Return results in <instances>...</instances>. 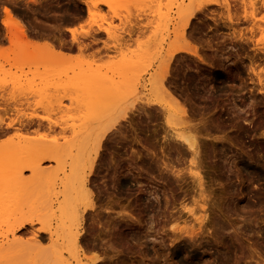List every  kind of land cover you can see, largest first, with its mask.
<instances>
[{
  "label": "rangeland",
  "instance_id": "obj_1",
  "mask_svg": "<svg viewBox=\"0 0 264 264\" xmlns=\"http://www.w3.org/2000/svg\"><path fill=\"white\" fill-rule=\"evenodd\" d=\"M34 1L35 3H32L30 0H0V36L1 38L3 37V40L1 39L0 42V49H13L19 47L17 43L11 44L8 42L6 29L1 24L3 19V6H7L11 7L13 12L16 13V18L18 17L17 19L21 21V24L23 23L22 25H26L25 27L26 29L28 28L27 30H31L27 33L29 39L32 38L33 40L36 34L37 37H34V39L38 38L37 41L39 43L42 42L39 41L40 39H43V41L50 40L53 44L56 42L55 45H57L55 49L58 50L61 46L59 50L65 53L62 57H54L53 59H49L46 53L29 55L31 58L28 59L29 57H27V54L32 53L31 46H28L27 54L26 51H24V54L20 55L21 58L19 62L21 70L17 71L11 68V72H15L24 85H22L20 92H18L19 94L16 93L17 95L14 101L7 100L10 96L8 93L11 90V86L4 91H0V106H3L7 113V119L0 115V120L11 123V128H8L5 135L0 136V140H7V138H11L13 135L20 133L19 130L16 129L18 123L24 124L29 131L39 124L41 126L47 125L46 121L40 119L26 120L25 115L28 114L39 115V117L48 115L53 121H61L66 118L67 120H65L66 124L60 122L59 124L61 125L58 124V126L55 127L56 131H50L49 134L41 130L37 132V134L30 131L32 133H28L29 136L25 139L26 142L24 140L18 142L17 139H12L5 144L3 148L2 146L0 147V159L5 156L3 161L4 163L6 162L4 167L0 164V167L4 168H0V178H2V180L0 179V259H3V262L1 261L2 259L0 260V264H40L42 251L46 248H50V242L46 236L44 240L43 236L41 241L38 238V234L35 233L36 237L31 231L33 229V231H36V229L46 224L55 225V222H57V218L55 217L59 214L56 210L58 207H62L63 204L67 203V205L70 206V204L73 203V206L76 205V209H81L84 206L85 200H82L83 198L78 186L73 185L72 187H65L61 185L60 179H62L64 174L62 169L64 167L68 169V164H70V159L68 158H88L84 153L79 154L81 156H77V153L74 152L75 148L72 149L71 147L76 145L77 152V147L80 146L77 145V143L79 144L78 139H80V144L84 140L83 142L91 145V139L94 140L92 141V143H94L96 141L94 136L99 132L96 128L104 125V122L107 124L108 122L106 121L108 119H113L110 120L109 123L116 120L115 122L118 124H116V128H119V131L126 136L114 135L115 137H113V135H109L111 138L105 140L108 142H104L105 144H102L103 147L99 149L100 151L98 150V154H100H97L99 157H96L102 159L98 161V165L94 171L95 173L89 175L90 177H88L87 183L89 182L90 184L88 183L89 185H87V187H89V189H87L95 196V199L93 198V202L96 205L95 209H98V212H100L97 213V210L94 209L87 212L82 222L83 237L81 243H79V247L81 246L82 248L76 249V247H72L68 242L65 241L62 243L60 241L59 264H91L93 263L92 258L97 256L101 259L98 264H218L219 262L214 257L216 255L221 259L225 257V260L221 264H264V89L262 86V84L264 85V21L262 22V20H264L262 19L264 18V5H262V3L264 4V0H243L242 5L240 2L241 0H227L228 2L226 0H221V4L219 2L220 0H215L217 3L219 2L218 4H220V6H207V8H203H206L205 11L200 10L198 12L196 11L197 14L194 13L195 15H193L188 24L190 32L186 29V34L187 32L190 34L189 42L192 46L199 47V50L202 46L198 55H200L201 59H204L205 63H200L199 60L197 61V57L183 52L174 55L168 62L166 54L170 44L175 41L173 34H177L180 31V25L177 23L178 19L176 18L178 17L179 10L183 9L185 5H190V9H193L197 7L201 1L204 3L207 0H103L104 2H108V6L107 3H105L106 6L98 5L96 11L92 10L90 13L86 11L87 9L82 3L83 0ZM98 1L102 2V0ZM222 2H227V7L230 8L225 10V8L222 7ZM246 3H250L248 4L249 7ZM251 4L254 5V7ZM250 5L254 8V11H251L253 9H251L252 7H250ZM233 7L234 9H238L234 14H232L234 11ZM245 12L248 17L251 13L254 14L253 18L244 20L243 15ZM230 15L231 17L234 16L238 18L236 24H232L233 26L227 23V18L230 17ZM210 16H212V18ZM60 18H63V21ZM221 18L222 21L226 19V22H224L227 26L221 21ZM213 19L215 20L213 21ZM256 19L257 21H255ZM25 20L28 23L25 22ZM61 21L62 23H60ZM64 21L66 22L64 23ZM26 23H30L29 27ZM68 27H73L78 33V37L74 42L70 39L69 33L66 32ZM252 30H254V32ZM37 31L39 34H37ZM106 31H108V34H111L109 35L110 37ZM81 32L83 34L80 35L79 33ZM30 33L34 35H31V38L29 36ZM84 33H86L85 36H88L84 37ZM129 33L133 34V37L130 36L131 34L129 35ZM126 34L130 36L128 40L126 37H121L126 36ZM117 35H121L120 37L123 40ZM239 35H241V37H239ZM204 38L207 40V43H205ZM124 40L126 43L121 45L122 42H125ZM60 41L63 46L65 44L64 47L66 48L63 47L64 50ZM57 42H59L60 45ZM79 44L83 46H88L89 44V46L77 52L78 50L76 48ZM113 46H116L117 49ZM209 47L211 49L215 48L214 51ZM65 54L70 55L67 56ZM212 55L214 56L211 60L210 56ZM10 57L13 56L10 55ZM214 58L216 60H214ZM163 62H167V71H169V69L171 72L175 70L172 74L169 71L171 75L168 74V78L171 80H169L170 86L172 87L170 88L173 93L178 96L180 99L179 101H182L181 103L185 106L187 116L191 118L193 121L192 123L195 124V126L197 125L196 127L198 130L201 129L199 140L201 139L200 141L205 143L203 147L205 148V156L204 158H200V175L203 183L202 189L207 202L204 206V209H207L205 219L208 221H204L205 224L203 228L205 229L202 228L201 231L199 230L198 236L195 237V239H197L195 243L197 245L199 244V248H194L197 245H192L191 241H189L186 236H183L185 241L176 240V242L173 241V243H170L172 240V232L169 226L174 223H170L169 225L168 220L177 215L181 217V219H187L190 223L196 225L191 218L189 210L186 208L188 206L190 209L194 208L196 210H194V212H197V215L201 208L199 207L200 199L196 198V192L198 191L196 183L192 181L193 179H191L183 169L187 165L188 158H174L173 156L171 158L169 156L168 158L167 151L169 140L163 139L162 141L161 137L164 133L161 137H156V142L151 140V131L153 128H160L162 125L163 127L165 125L161 112L158 114V112L153 111L155 108H158L155 111H159L158 104L160 102L158 103L157 101H159L160 97L158 94L157 96L159 98L156 97L157 101L154 103L156 100L154 95L157 92L155 91L156 93L153 95L154 89L147 80L155 72H159L158 67L164 64ZM208 63H211L213 66ZM0 66H3V68L5 67V70L10 68L2 59H0ZM194 66L199 70V72H196L197 74L195 73L196 69ZM223 67L230 70L228 79L221 77V80H215V68L222 69ZM249 67L250 69L252 68L253 72H250L251 70H249ZM113 72L114 74L112 75ZM131 72H133L132 74L137 79H133L134 76ZM210 72L213 73V75H211ZM219 72L221 73L222 70ZM174 74L178 75L175 76ZM198 75L200 76L197 79ZM122 76L123 79H121ZM125 76L128 78H124ZM129 76H131L132 79L129 78ZM170 76L175 77L173 79ZM44 79L66 83V86H70L66 87L67 94L64 93L63 95V93H59L55 90L45 92L43 86L40 85V81ZM108 79L112 83L114 82L115 85H110L111 82H109ZM81 80H83L84 83H81ZM214 80L216 82H213ZM261 80L263 83H261ZM106 81H108L107 84ZM124 81L126 83L128 82V85ZM131 81H133V83H130ZM82 84L85 87L80 86ZM92 84L93 86H91ZM134 84H136V87ZM111 86H113V90H111ZM129 86L130 88H128ZM89 87H96V90L92 89L93 92L91 88L88 89ZM185 87L186 90L184 89ZM149 88L150 91L152 90L153 92L151 91L150 93ZM127 89L131 90L130 94L126 92ZM110 90L113 97L118 94L115 93L114 90H117L116 92L119 93H124L125 97L122 96V98H120L121 101L118 98L116 100H109L106 96L111 95V92H109ZM261 90H263V92ZM118 95L121 97L120 94ZM110 97H112V95L109 96V98ZM96 99H99V102L102 101L101 103L103 104H100ZM58 100L60 102L59 105H57L59 103H57ZM93 100L94 102L96 101L95 104H99L100 107L103 105L101 109L99 108L97 110L96 107L98 105H93ZM112 100L116 103H112ZM146 100L148 102L152 101L151 104L149 103L150 107L149 104L146 105L148 103H146ZM118 101L120 102L119 104L117 103ZM92 102L93 104H91ZM87 103L92 105L94 110H97L95 112L96 114L94 112L91 114H95V117L99 120L97 119V121L93 122L95 119L92 118L93 115H87V118L91 116V120H93L92 123L85 127V123L80 125L81 123L79 124L77 122H81L82 119L84 120L86 118L85 115L89 114L86 113V111H88L91 106ZM40 106L41 108H39ZM142 107L144 108L143 111L145 110L144 112L142 111ZM91 111L93 110L91 109ZM152 111L155 113V116L157 115L156 118L159 117V119L154 117ZM147 112L150 113V116ZM73 114H75L77 118ZM73 120H75V124L70 123ZM91 120L89 122H91ZM62 126L63 130H60ZM91 126L93 127L89 128ZM216 126L218 128H216ZM72 127H77L78 129L84 127V131H81L80 135L74 138V136L72 137L73 132H71ZM87 129L89 133L92 132L87 136L88 138H84V133L87 134ZM202 129H204V131H202ZM214 129H217V132ZM245 129H247V131H245ZM40 133L43 137L40 136ZM28 134L26 133L25 136ZM223 134L224 136L230 135L229 137L232 138L234 143L232 145L234 148L230 146L229 151V145L226 142H221L223 144L221 145V143H218L219 141H213V138L216 139L223 136ZM30 138H32V141ZM76 139L78 141H76ZM85 139H87V141ZM115 139H118L119 142ZM136 140L140 142L138 143ZM151 142L157 144L155 147L156 155L158 157L161 156V158H152L150 154L149 156H145V153H147L145 150L147 148L151 150V148H149ZM159 142L163 143L160 144ZM210 142L216 145H211ZM86 143H84V145L82 144L83 148L86 146ZM114 143H118V145H114ZM39 144L50 149H52V147L56 148L58 146L60 148L62 146L64 150L60 154L58 153V155L56 153L54 156V158H61V161L41 164L42 167L45 168L48 166L46 168L51 170V172L46 171L45 175H41L44 176V179L40 178L43 180L41 181L42 185L35 175H30V172H24L21 178H14L12 172L17 166L10 169L9 167L12 166V164H10L8 168H6L5 165L7 162H13L11 159L10 161L6 160H9V158L15 160L17 158H22L19 160L20 162H31V159L25 158H42L45 156V153L37 149L38 146L36 145ZM235 144L236 146H234ZM160 145L163 147L164 154H161L158 150V146ZM113 147L116 151L113 150ZM117 147L119 149H117ZM132 148L136 149L135 151L139 149L138 152L141 153V157L132 158L134 162L131 159L134 152ZM210 148H212V150ZM107 149L111 153L109 156H111V159L113 158L112 160L109 159V152L106 151ZM111 150L114 153H112ZM102 154L105 155L103 156ZM107 157L108 161L106 159ZM114 157L119 160H116ZM248 158L249 161H247ZM230 159L236 162L235 170L234 168L228 167L229 164L233 163ZM109 160H111V162ZM113 160H116V165L113 164ZM155 161H161V165L163 166V164H166L167 168H164V166L157 167V165L154 164ZM251 161L253 163H251ZM78 163H74V165L77 166L78 164V166H84L86 164L85 162ZM109 163L112 164L109 165ZM238 167L241 168L239 169ZM8 169L12 172L10 173ZM54 169L56 170L54 171ZM180 169H182L180 174H183H181V177L177 178L171 174L172 171H180ZM236 170H238V172H236ZM233 172L235 174H233ZM111 173L112 175L116 174V176H112ZM236 174L237 176H235ZM111 177H115L116 181ZM244 177L247 178L245 179ZM239 178L242 180V183H240ZM114 185L115 187L113 188ZM193 192L195 193L194 195ZM192 195L196 198V201L195 198L193 199ZM107 197H110L108 199L109 203L106 201ZM65 198L67 202H65ZM94 200L97 201L95 202ZM190 202L196 206H193ZM108 204L109 206H107ZM185 204H188V206L186 205V208H183ZM228 208H232L231 211L233 213L229 210L227 214L226 210ZM233 208L235 209L233 210ZM217 209H219V211L222 210L221 213L223 212L222 215L224 216L230 215L229 217L226 216V218L228 217L229 220L232 219L230 223H232L234 227L242 225V227L239 228L244 227L245 229L242 231L240 230V233L238 232L237 236H235L231 231L232 229L229 227L225 228L226 230H224V232L229 230V236L226 234L227 232L224 233V242L222 246L216 249L212 244L211 235L209 236L208 233H211L212 220H214V214L217 213ZM109 211H112V213ZM106 213H108V218ZM91 214H93V216H91ZM113 215H115V220L113 218L110 220L112 225H110V228L113 229H108L109 226L106 227V225L105 228L104 226L101 228V225L106 223L107 225L110 224L109 218H111L110 216L113 217ZM237 215L238 217H236ZM116 216L118 217L117 219ZM28 218H37L35 227H32L33 229L28 230L30 227L27 226L23 231L21 230L22 233L21 231L16 232V234L11 232L12 222L14 223L17 221L16 219L22 220ZM95 218L100 220H97L100 223V227L97 225L98 222L96 223ZM240 218L245 220L244 225L239 220ZM89 220L94 221L90 226L89 223L91 222ZM103 221L104 223H102ZM181 226L182 224L179 225L180 228H182ZM139 227H141V230ZM98 228H100L98 231L99 237L97 236ZM208 228L209 232L206 231ZM101 230L103 231L100 232ZM84 231H86V233ZM30 237H34L37 243L34 242L35 240H33V238H31V240ZM14 241H18L20 245L18 243L15 245ZM86 242H88V244ZM94 243H96L94 245L95 248L92 246ZM29 246L30 248L33 247L32 249L34 251L32 250V252H30ZM110 246H112L111 249ZM26 247L29 248V251L27 249L26 254H23L25 257L27 255V257L25 258L23 256L25 260L22 261L20 260V258L22 259L21 252L23 253ZM13 251H15V253ZM20 255L21 257L19 258ZM28 256H30V258ZM13 257L19 258L20 262L17 261L18 259L15 260L16 258L13 259ZM104 257L106 261H104ZM202 259L204 260L203 263Z\"/></svg>",
  "mask_w": 264,
  "mask_h": 264
},
{
  "label": "bare ground",
  "instance_id": "obj_2",
  "mask_svg": "<svg viewBox=\"0 0 264 264\" xmlns=\"http://www.w3.org/2000/svg\"><path fill=\"white\" fill-rule=\"evenodd\" d=\"M32 3H35V1L34 0H30ZM204 1V0H203ZM223 1V0H222ZM227 1V0H226ZM220 2V4H221V0L219 1ZM218 2V3H219ZM225 2V1H224ZM224 2H222L223 4H222V7L223 8H225V10H227V8H230V7H227V2L226 3H224ZM241 2V5H242V2H243V0H241L240 1ZM245 2V1H244ZM250 2V1H249ZM83 4H84V6H85V8L87 9L86 11L87 12H91L92 10H94V11H96V9H97V7H98V5H103V6H106V4L105 3H107V6H108V2H104L103 0H102V2L101 1H98V0H83V2H82ZM201 3H202V1H201ZM199 4L197 7H195V8H193V9H190V5H185L184 6V8L183 9H180L179 10V12H178V17H176L177 19H178V22L177 23H179V25H180V31L177 33V34H173L174 35V39H175V41H173L171 44H170V46H169V49L167 50V54H166V57H167V60H168V62H169V60H171V58L174 56V55H176V54H180L181 52H183V53H186V54H189V55H191V56H194V57H197V61L199 60V62L200 63H203L204 62V59H201V57H200V55H198V52H200V50H201V48H202V46H201V48H200V50H199V47H196V46H192L191 45V43L189 42L190 40H189V36H190V34L188 33V32H190L189 31V27H188V24H189V22H190V19L193 17V15H195L194 13H196L197 14V12L198 11H202V10H204L205 11V9L207 8V6H213V5H219L220 6V4H218L217 3V1H215V0H207V1H205L204 3H202V4ZM243 4H245V3H243ZM247 4V3H246ZM248 4H250V3H248ZM247 4V6L249 7V5ZM253 4V3H252ZM251 4V5H252ZM177 5V4H176ZM228 5H229V3H228ZM250 5V7H254V5H252L251 6ZM262 5H264L263 3H262ZM57 6V5H56ZM214 6V7H215ZM230 6V5H229ZM189 7V8H188ZM204 7H206L205 9H203ZM235 7V6H234ZM234 7H233V9H234ZM244 7V6H243ZM251 8V9H253V10H251V11H254V8ZM58 8V7H57ZM187 8V9H186ZM244 8H247V7H244ZM232 9V10H233ZM236 10H238L237 8L236 9H234V11H233V13L232 14H234V12H236ZM197 11V12H196ZM204 11H203V13H204ZM244 11V10H243ZM246 11V10H245ZM227 12V11H226ZM225 12V13H226ZM230 12V11H229ZM2 13H3V19H2V21H1V24L5 27V29H6V33H7V35H8V42L9 43H11V44H19V47H15V48H13V49H0V59H2L3 60V62L6 64V65H9L10 66V68H8V70H5L4 68H3V66H0V91L2 90V91H4L6 88H8L9 86H11V90H10V92L8 93L10 96L7 98V100H9V101H14L15 100V97H16V95L17 94H19L18 92H20V89H21V87H22V85H24V83H21V80H20V78H19V76L18 75H16V73L15 72H11V68H13V69H15V70H17V71H19V70H21V67H20V58H21V54H24V51H26V54H27V50H28V46H31V50H32V53H30V54H27L28 56L27 57H29L28 59H30L31 57L29 56V55H40V54H44V53H46V54H48V58L50 59V58H58V57H62L63 55H64V53H62L63 51H60L59 49H61V46H60V48L57 50V49H55V47H56V45H55V43L53 44L52 42H50V40L49 41H46V40H44L43 41V39L41 40L40 38V40L39 41H42L41 43H39L37 40H38V38H36V39H34V37H37L36 36V34H35V36L34 35H32L31 33H30V38H31V35L32 36H34L33 37V40H32V38L31 39H29L28 38V36H27V33H29L28 31L30 30H27L26 29V25H22L21 24V21H19L17 18H16V13H14L13 12V10H12V8L11 7H7V6H3V10H2ZM22 13V12H21ZM200 13V12H199ZM202 13V14H203ZM213 13V12H212ZM211 13V14H212ZM250 13V12H249ZM24 14V13H23ZM26 14V13H25ZM61 14H63V13H61ZM65 14V13H64ZM205 14V13H204ZM227 14H229V13H227ZM27 15V14H26ZM54 15V14H53ZM53 15H51V16H53ZM58 15V14H57ZM253 15L254 14H252L251 13V15H249V17L247 16V13L245 12L244 13V15H243V19L244 20H246L247 18H253ZM24 16V15H23ZM22 16V17H23ZM55 16H56V14H55ZM213 16V15H212ZM212 16H210L211 18H212ZM26 17V16H25ZM28 17V16H27ZM61 17H63V16H61ZM225 17H226V15H225ZM263 17V16H262ZM261 17V18H262ZM21 20H23L22 18H20ZM33 19V18H32ZM61 19V18H60ZM65 19V18H64ZM228 19V24H230V26L232 25V24H236V21L238 20V18H236V17H234V16H232L231 17V15H230V17H228L227 18ZM258 19V18H257ZM257 19L255 20V21H257ZM262 19H264V18H262ZM62 21H63V18L61 19ZM69 20V19H68ZM215 19H213V21H214ZM226 20V19H225ZM224 20V21H225ZM254 20V19H253ZM31 21V20H30ZM62 21L60 22V23H62ZM67 21V20H66ZM66 21H64V23L66 22ZM70 21V20H69ZM221 21H222V18H221ZM224 21H222V22H224ZM259 21V20H258ZM264 20H262V22H263ZM25 22H27L26 20H25ZM171 22H173V21H171ZM176 22V21H175ZM226 22V21H225ZM224 22V24H226ZM28 23V22H27ZM26 23V24H27ZM223 24V25H224ZM28 25V27H29V25H30V23L29 24H27ZM174 25V24H173ZM225 26V25H224ZM226 26H227V24H226ZM233 26V25H232ZM25 27V28H24ZM188 27V28H187ZM228 28H229V26H228ZM179 29V28H178ZM186 29H188V32H187V34H186ZM251 29V28H250ZM249 29V30H250ZM32 30H33V28H32ZM31 31V30H30ZM191 31H193V30H191ZM253 32H254V30H252ZM34 32V31H33ZM32 32V33H33ZM38 32V31H37ZM66 32L67 33H69V35H70V39L72 40V42H74L76 39H77V37H78V33L76 32V30L75 29H73L72 27L71 28H67L66 29ZM106 33L108 34V31H106ZM128 33V32H127ZM193 33V32H192ZM251 33V32H250ZM37 34H39V32L37 33ZM80 35L81 34H83L82 32L81 33H79ZM85 34L86 33H84V37H86V36H88V35H86L85 36ZM125 34V33H124ZM131 33H129V35H130ZM171 34V35H172ZM79 35V36H80ZM109 35H111V34H108V36ZM128 34H126V36H121V35H117V36H121V37H126V39L128 40V38H130V36H132L133 34H131L130 36H127ZM202 35V34H201ZM116 36V37H117ZM210 36V35H209ZM39 37V36H38ZM110 37V36H109ZM119 37H118V40H119ZM120 37V38H121ZM133 37V36H132ZM212 37V36H211ZM239 37H241V35H239ZM3 38V37H2ZM1 36H0V42H1ZM208 38V37H207ZM210 38V37H209ZM213 38V37H212ZM122 39V38H121ZM125 39V38H124ZM125 39V40H126ZM200 39H201V36H200ZM205 39V38H204ZM204 39H203V41H204ZM214 39V38H213ZM3 40V39H2ZM48 40V39H47ZM123 40V39H122ZM122 40H120V41H122ZM124 40V41H125ZM195 40V39H194ZM219 40H221V39H219ZM59 41V40H58ZM116 41V40H115ZM119 41V42H120ZM192 41H193V38H192ZM201 41V40H200ZM207 40L205 39V43H207L206 42ZM210 41H212V40H210ZM213 41H215V40H213ZM217 41H218V39H217ZM231 41V40H230ZM118 42V41H117ZM116 42V44L118 45V43ZM127 42H130V41H127ZM58 44H59V42H57ZM121 43V42H120ZM123 43H126V41L125 42H122L121 43V45H123ZM194 43H195V41H194ZM210 43V42H209ZM213 43V42H212ZM60 44H61V41H60ZM59 44V45H60ZM23 47H22V46ZM27 45V46H26ZM62 45V48L65 46V44H64V46H63V44H61ZM201 45V44H200ZM88 46H89V44H88ZM88 46L86 45V46H83V45H78L77 46V52H80V50H82V49H84V48H88ZM119 46V45H118ZM209 46V45H208ZM59 47V46H58ZM113 47H115L116 48V46H113ZM210 47H211V45H210ZM209 47V48H210ZM263 47V46H262ZM64 48H66V47H64ZM64 48H63V50H64ZM104 48V47H103ZM231 48V47H230ZM229 48V49H230ZM264 48V47H263ZM67 49H68V47H67ZM105 49H106V47H105ZM117 49V48H116ZM204 49V48H203ZM206 49V48H205ZM211 49V48H210ZM213 49V48H212ZM211 49V50H212ZM215 49V48H214ZM214 49H213V51H214ZM231 50V49H230ZM203 51V50H202ZM201 51V52H202ZM212 51V52H213ZM224 51V50H223ZM233 51H235V50H233ZM82 52V51H81ZM96 52V51H95ZM99 52V51H98ZM216 52H217V50H216ZM220 52V51H219ZM67 53V52H66ZM222 53V52H221ZM220 53V54H221ZM211 54V53H210ZM213 54V53H212ZM10 55L11 56H13V57H10ZM65 55H67V56H69L68 54H65ZM214 55H215V53H214ZM214 55H212V56H210V58H211V60H212V57L214 56ZM237 55V54H236ZM18 56H20V57H18ZM221 56V55H220ZM66 57V56H65ZM219 57V56H218ZM223 57V56H222ZM216 58V57H215ZM214 58V60H216ZM46 59V58H45ZM221 59V58H220ZM224 59V58H223ZM222 59V60H223ZM207 60V59H206ZM213 60V61H214ZM225 60V59H224ZM164 61H166V60H164ZM210 61V60H209ZM212 61V62H213ZM211 62V61H210ZM217 62V61H216ZM219 62V61H218ZM227 62V61H226ZM164 64H161V65H159V67H158V69H159V72H155L153 75H151L150 76V78L147 80V81H149V83H150V85L153 87V89H154V93H153V95H154V97H155V101H154V103L157 101V98H159L160 97V99H159V101H157L159 104H158V107H159V111L157 110V111H155L156 109H158V108H155L153 111L154 112H158V114L161 112V114H162V118H163V122H164V127H163V125H162V127H154L153 128V130L151 131L152 132V134H151V140L152 141H154V142H156L155 141V139H156V137H161L162 136V134L164 133V135L161 137L162 138V141H163V139L165 140V139H167V140H169V144H168V151H167V156H168V158H169V156H170V158L173 156L174 158H188V161H187V165H186V167H184L183 169L186 171V173L191 177V179H193L192 181H194L195 183H196V187H197V197L196 198H199L200 200V205H199V207L201 208V210H200V208H199V210L201 211H198V215L194 212V208H192V209H190V207L188 206V204H185V205H183V208H186V205L188 206L186 209H188L189 210V213H190V215H191V218H192V220L196 223V225L194 226L192 223H190L189 222V220H187V219H181V217H179V216H177V215H175L174 217H171L169 220H168V224L170 225V223H174L173 225H168L169 227H170V230H171V232H172V235H171V238H172V240H171V242L170 243H173V241L174 242H176V240L178 241V240H180V241H185L184 240V238H183V236H186V237H188V239H189V241H191V244L192 245H197L196 243H195V240L197 241V239H195V237L196 236H198V232H200L201 231V229L204 227V221H206V215H205V213H206V210L207 209H204V206L206 205V197L204 196V191H203V183H202V178H201V175H200V164H201V162H200V158H204V156H205V151H204V149L205 148H203L204 147V145H205V143H203V142H201L200 140H199V137H200V130H198V128L195 126V124H193L192 122V120H191V118H189V116H187V113H186V108H185V106L179 101L180 99L178 98V96L177 95H175L174 93H173V91L171 90V86H170V79L168 78L169 76H168V74L171 72L170 71V69H169V71H167L168 69H167V62H163ZM197 63V62H196ZM205 63V62H204ZM198 64V63H197ZM196 64V65H197ZM209 64V63H208ZM207 64V65H208ZM222 64V63H221ZM224 64H225V62H224ZM228 64H229V61H228ZM232 64H234V63H232ZM184 65V64H183ZM182 65V66H183ZM187 65V64H186ZM209 65H211V66H213L211 63L209 64ZM227 65V64H226ZM41 66V65H40ZM130 66V65H129ZM185 66V65H184ZM183 66V67H184ZM200 66V65H199ZM198 66V67H199ZM229 66V65H228ZM252 66V65H251ZM23 67V66H22ZM48 67V66H47ZM133 67V66H132ZM169 67V66H168ZM187 67V66H186ZM190 67V66H189ZM196 66H194V68H195ZM45 68H46V65H45ZM50 68V67H49ZM120 68V67H119ZM202 68V67H201ZM132 69V68H131ZM182 69V68H181ZM196 70H195V73L196 72H199V70H197V68H195ZM199 69H200V67H199ZM211 69H212V67H211ZM49 70V69H48ZM117 70H118V68H117ZM121 70V69H120ZM129 70H130V67H129ZM156 70V69H155ZM172 70V69H171ZM183 70H184V68H183ZM182 70V71H183ZM193 70V69H192ZM213 70V69H212ZM222 70V72L220 73L219 71H221ZM249 70H251L250 72H253V70H252V68L250 69V67H249ZM116 71V70H115ZM131 71V70H130ZM157 71V70H156ZM175 71V70H174ZM174 71L172 70V72H171V74L172 73H174ZM177 71V70H176ZM185 71H186V68H185ZM191 71V70H190ZM194 71V70H193ZM22 72V71H21ZM68 72V71H67ZM201 72V71H200ZM215 73V75H214V78H215V80L217 79V80H221V77L222 78H227L228 79V76H229V74H230V70H227L225 67H223L222 69H216L215 68V71H214ZM224 72V73H223ZM88 73V72H87ZM87 73H85V74H87ZM120 73V72H119ZM133 72H131V74H132ZM194 73V72H193ZM194 73V74H195ZM254 73H255V71H254ZM253 73V74H254ZM66 74V73H65ZM85 74H84V76H85ZM92 74V73H91ZM114 74V72L112 73V75ZM130 74V73H129ZM130 74V75H131ZM171 74H169V75H171ZM197 74V73H196ZM195 74V75H196ZM210 74L211 75H213V73H211L210 72ZM62 75H64V74H62ZM68 75V74H67ZM90 75V74H89ZM93 75V74H92ZM133 75V74H132ZM175 76H177L176 74H174ZM201 75V74H200ZM200 75H198V77H197V79L199 78V76ZM255 75V74H254ZM61 76V75H60ZM81 76V75H80ZM91 76V75H90ZM134 76V75H133ZM175 76H170V77H172L173 79H174V77ZM77 77V76H76ZM75 77V78H76ZM89 77V76H88ZM114 77V76H113ZM119 77V76H118ZM135 77V76H134ZM133 77V79L135 80V79H137L136 77L134 78ZM55 78V77H54ZM53 78V79H54ZM124 78H128V77H124ZM129 78H131V76H129ZM202 78V77H201ZM200 78V79H201ZM213 78V79H214ZM62 79V78H61ZM74 79V78H73ZM89 79V78H88ZM111 79H113V78H111ZM119 79V78H118ZM121 79H123V76H122V78ZM132 79V78H131ZM193 79V78H192ZM191 79V80H192ZM200 79H199V81H200ZM204 79V78H203ZM94 80V79H93ZM106 80V79H105ZM124 80H126V79H124ZM128 80V79H127ZM170 80V81H169ZM194 80V79H193ZM211 80H212V78H211ZM213 81V82H216V81ZM223 80V79H222ZM88 81V80H87ZM86 81V82H87ZM108 81H109V79H108ZM108 81H106V84H107V82ZM129 81V80H128ZM195 81V80H194ZM198 81V80H197ZM196 81V82H197ZM198 81V82H199ZM228 81V80H227ZM229 81H230V78H229ZM89 82V81H88ZM97 82H98V80H97ZM100 82V81H99ZM109 82H111V81H109ZM115 82H117V81H115ZM122 82V81H121ZM125 82V81H124ZM173 82V81H172ZM221 82V81H220ZM260 82V81H259ZM264 82V81H263ZM262 82V80H261V83H263ZM29 83V82H28ZM81 83H84L83 82V80H81ZM104 83V82H103ZM102 83V84H103ZM120 83V82H119ZM126 83V82H125ZM125 83H123V84H125ZM128 83V82H127ZM126 83V84H127ZM130 83H133V81H131ZM200 83H201V81H200ZM219 83V82H218ZM227 83V82H226ZM73 84H75V83H73ZM97 84V83H96ZM95 84V85H96ZM109 84V83H108ZM112 84H114L115 85V83L113 82H111V84L110 85H112ZM121 84V83H120ZM172 84V83H171ZM197 84V83H196ZM223 84V83H222ZM40 85L41 86H43V89H44V91L45 92H47V91H50V90H55V91H57V92H61V93H63V95H64V93H66L67 91H66V87H70L69 85H67L66 86V83H62L61 81H56V80H49V79H44V80H41L40 81ZM79 85V84H78ZM85 85H86V83H85ZM94 85V86H95ZM100 85V84H99ZM104 85V84H103ZM102 85V86H103ZM128 85V84H127ZM135 85V87H136V84H134ZM134 85H132V86H134ZM194 85H195V83H194ZM199 85V84H198ZM220 85V84H219ZM258 85H259V83H258ZM261 85V84H260ZM80 86H82V87H85V86H83V84L82 85H80ZM79 86V87H80ZM91 86H93V84L91 85ZM202 86V85H201ZM216 86V85H215ZM225 86H226V84H225ZM262 86H263V89H264V85L262 84ZM74 87V86H73ZM96 87H97V85H96ZM96 87H94V88H92V87H89L88 89H90L91 88V90L92 89H94V90H96ZM107 87V86H106ZM105 87V88H106ZM110 87V86H109ZM109 87H108V90H109ZM112 87V89L111 90H113V86H111ZM123 87V86H122ZM150 87V86H149ZM171 87V88H170ZM173 87H174V85H173ZM222 87H224V86H222ZM227 87V86H226ZM229 87V86H228ZM259 87H261V86H259ZM124 88V87H123ZM128 88H130V86L128 87ZM147 88V87H146ZM145 88V89H146ZM183 88V87H182ZM187 88H188V86H187ZM225 88V87H224ZM262 88V87H261ZM75 89V88H74ZM73 89V90H74ZM101 89V88H100ZM132 89V88H131ZM148 89V88H147ZM185 90H186V87L184 88ZM183 89V90H184ZM76 90V89H75ZM105 90H107V89H105ZM111 90L109 91V92H111ZM174 90H175V88H174ZM193 90V89H192ZM194 90H195V88H194ZM69 91H70V89H69ZM88 91V90H87ZM93 91V90H92ZM104 91V90H103ZM117 91V90H116ZM115 90H114V92L115 93H118V94H120V96L121 97H119V95L117 94V96L116 95H114L115 97H113V94H112V92H111V95H112V97H110L109 98V96H111V95H108V96H106L107 97V99H113V100H116L117 98L120 100V98H122V96L123 97H125V94L124 93H119V92H116ZM126 91V90H125ZM149 91H150V88H149ZM152 91V90H151ZM151 91H150V93H151ZM156 91V92H155ZM262 92H263V90H261ZM56 92V93H57ZM94 92V91H93ZM113 92V93H114ZM121 92V91H120ZM126 92H128V94H130L131 93V90L129 89H127V91ZM125 92V93H126ZM147 92V91H146ZM153 92V91H152ZM175 92V91H174ZM188 92V91H187ZM17 93V94H16ZM89 93V92H88ZM176 93V92H175ZM67 94V93H66ZM85 94V93H84ZM122 94V95H121ZM124 94V95H123ZM159 94V97L157 96ZM127 95V94H126ZM179 95V94H178ZM185 95H187V94H185ZM68 97V96H67ZM66 97V98H67ZM85 97H86V94H85ZM157 97V98H156ZM62 98V97H61ZM83 98V97H82ZM181 98V97H180ZM143 99V98H142ZM67 100V99H66ZM83 100H84V98H83ZM92 100V99H91ZM99 99H96V101H98ZM113 100L111 101L112 103H116V102H113ZM124 100V99H123ZM149 100V99H148ZM89 101V100H88ZM87 101V102H88ZM95 101V102H96ZM121 101V100H120ZM143 101V100H142ZM59 102V100L57 101V103ZM84 102H86V101H84ZM90 102V101H89ZM93 102H94V100H93ZM93 102L91 103V104H93ZM95 102H94V104L93 105H95V106H97L96 108H97V110L100 108L101 109V107L103 106H99V104H95ZM99 102V101H98ZM97 102V103H98ZM102 102V101H101ZM101 102H99L100 104H103V103H101ZM106 102V101H105ZM110 102V101H109ZM148 101L146 100V103H147ZM42 103V102H41ZM118 104L120 103L119 101L117 102ZM143 103H145V102H143ZM151 104L152 103V101L151 102H148L146 105H148V104ZM60 104V102L57 104V105H59ZM88 104V103H87ZM150 104H149V107H150ZM185 104V103H184ZM89 105V104H88ZM153 105V104H152ZM157 105V104H156ZM82 106V105H81ZM87 106V105H86ZM89 106H91V107H89ZM88 107H89V109H88V111H86V113H89V114H86L85 115V117L87 116V115H90L91 113H95L97 110L95 109L94 110V107L92 106V105H89ZM142 106V105H141ZM144 106V105H143ZM154 106V105H153ZM93 107V108H92ZM145 107V106H144ZM148 107V106H147ZM152 107V106H151ZM155 107H157V106H155ZM39 108H41V106L39 107ZM43 108V107H42ZM93 110V111H91V109ZM154 108V107H153ZM233 108V107H232ZM143 107H142V111H143ZM149 109H152V108H149ZM91 112H90V111ZM85 111V110H84ZM83 111V112H84ZM145 111V110H144ZM143 111V112H144ZM151 111V110H150ZM153 111H152V113H153ZM149 112V111H148ZM147 112V113H148ZM76 114H78V113H76ZM84 114V113H83ZM82 114V115H83ZM96 114V113H95ZM95 114H91V116H92V118H95L94 120H93V122L94 121H97V119L98 118H96L95 117ZM149 114V116H150V113H148ZM155 113H153V115H154ZM74 116H75V114H73ZM48 116V115H47ZM41 116V117H39V115H34V114H28V115H25V119L26 120H31V119H40V120H43V121H46V123H47V125L46 126H41L40 124L39 125H37L35 128H33V129H31L30 131H32V132H34V133H36L37 134V132H39L40 130L41 131H45V132H47L48 134H49V132L50 131H56V128L55 127H57L58 126V124L60 123V122H62V123H65L66 124V122H65V120H67V118L65 119V120H61V121H53V120H51L50 119V117L48 116ZM79 116H81V115H79ZM78 116V117H79ZM91 116L90 117H84L85 119L82 121L81 119H79V120H81V122H77V123H81L80 125H82V124H84L85 125V127L86 126H88V124H90V123H92V120H91ZM152 116V115H151ZM161 116V115H160ZM76 118H77V116H75ZM154 117L156 118L157 117V115L155 116L154 115ZM76 118H74V119H76ZM161 118V117H160ZM70 119H71V117H70ZM88 119V120H87ZM148 119H149V117H148ZM156 119H159V117L158 118H156ZM156 119H155V121H156ZM85 120H87V121H85ZM91 120V122H89ZM99 120V119H98ZM101 120V119H100ZM109 120V119H108ZM106 121V122H108L107 124L104 122V125H101L100 127H97L96 129L99 131H97L98 133L97 134H95V136H94V138L96 139V141L94 142V143H92V141H94V140H92L91 139V145H89V144H87L86 142H83L82 141V143L80 144V139H78L79 140V144L77 143V145H80V146H78L77 147V152H76V145L74 146V147H71L72 149L73 148H75V153H77V156H81V155H79V154H81V153H84L85 155H87L88 156V158H68V159H70V164H68V169H67V167H64L63 169H62V172L64 173L63 174V177H62V179H60L61 180V182L60 181H58V182H60L61 183V185H63V186H65V187H68V186H73V185H76V186H78V188H80V191H81V196H82V200L85 202L84 203V206L81 208V209H76V205L75 206H73V203L72 204H70V206H68L67 205V203L66 204H63V206L62 207H58V209L56 210V211H58L57 213H59L58 214V216L57 217H55V218H57V222H55V225H53V224H46V225H44V226H41L40 228H38V229H36V231H33L34 229V227H35V221H37L36 219L37 218H28V219H22V220H18V219H16L17 221H15L14 223L12 222V228L10 229L11 230V232L12 233H15L16 234V232H20L21 230L23 231V229H25L27 226L28 227H30V228H28V230H31V229H33L32 231H31V233L34 235V236H36V234L35 233H37L38 234V238L42 241V237H43V240H44V238H45V236L47 237V239H48V241L50 242V248H46V249H44L43 251H42V254H41V256L42 257H40V261H41V263L40 264H59L58 262H60L59 261V246H60V241L63 243V242H68L69 244H71L72 245V247H76V249H78V248H80L79 247V243H81V240H82V237H83V235H82V230H83V228H82V222H83V220H84V218H85V216L87 215V212L88 211H92L93 209L94 210H97V213H99L98 212V209H95V203L93 202V198L95 197V196H93L92 194H91V192L88 190L89 189V187H87V185H89L88 183H87V180H88V177H90L89 175L90 174H94L95 172V170H96V167H97V165H98V161L100 160V159H102V158H97V157H99V156H97V154H98V150L101 148V147H103L102 146V144L105 142H108V141H105V140H108L109 138H111V137H109V135L110 136H112L113 135V137H115L114 135H116V136H124L125 134H123L121 131H119V128H116L117 126H116V124H117V122H115V121H112L111 123H109L110 122V120H113V119H110L109 121ZM150 120V119H149ZM68 121H69V119H68ZM71 121V120H70ZM76 121H78L77 119H76ZM153 121H154V118H153ZM89 122V123H88ZM2 123H3V121L2 120H0V126L2 125ZM70 123H74L75 124V120H73L72 122H70ZM99 124V123H98ZM59 125H61V124H59ZM118 125V124H117ZM98 126V125H97ZM93 126H91V127H89V128H92ZM94 127H95V125H94ZM4 128H6V131L8 130V128H11V123L10 122H8L7 124H5V126H4ZM59 128V127H58ZM63 128V126L62 127H60V130ZM64 128H65V126H64ZM216 128H218L217 126H216ZM78 128L77 127H72L71 128V132H73L72 134V137L74 136V138L75 137H77V136H79L80 135V133H81V131H84V127H81V128H79L78 130H77ZM81 129V130H80ZM83 129V130H82ZM86 129V128H85ZM17 130H19V132L20 133H18V134H15V135H13V137H11V138H7V140L5 139V140H0V147L2 146V148L5 146V144H7L8 142H10L12 139H17L18 140V142H20V140H24L25 141V139L27 138V136H29V129L27 128V127H25V126H23V127H18L17 128ZM63 130V129H62ZM88 130V129H87ZM86 130V132H87V134L86 133H84V138H88L87 136H89L90 134H91V132L89 133V130L87 131ZM206 130V129H205ZM215 131L217 130V129H214ZM219 130V129H218ZM243 130H244V128H243ZM6 131H4V132H6ZM132 131V130H131ZM202 131H204V129H202ZM220 131V130H219ZM222 131H224V130H222ZM245 131H247V129H245ZM32 132H30V133H32ZM61 132V131H60ZM70 132V133H71ZM96 132V131H95ZM125 132V131H124ZM206 132V131H205ZM204 132V133H205ZM217 132V131H216ZM27 133L28 135H26L25 136V134ZM89 133V134H88ZM126 133V132H125ZM133 133V132H132ZM131 133V134H132ZM223 133V132H222ZM247 133V132H246ZM0 134H1V132H0ZM3 134H5V133H3ZM24 134V135H23ZM43 134H44V132H43ZM46 134V133H45ZM207 134V133H206ZM220 134V133H219ZM218 134V135H219ZM225 134H227V133H225ZM244 134H245V132H244ZM85 135H86V137H85ZM133 135V134H132ZM40 136H41V133H40ZM92 136V137H93ZM126 136V135H125ZM135 136H136V134H135ZM228 136V135H227ZM227 136H224V134H223V136H221V137H218V138H216V139H214L213 138V141L215 142V141H219L218 143H223V142H226L228 145V151L230 150V146H232L234 143H233V141H232V138L231 137H227ZM31 137H33V136H31ZM41 137H43V136H41ZM83 137V136H82ZM82 137H81V140H82ZM137 137V136H136ZM149 137H150V134H149ZM234 137V136H233ZM73 138V139H74ZM83 138V139H84ZM133 138V137H132ZM138 138V137H137ZM29 139V138H28ZM113 139V138H112ZM30 140L32 141V138H30ZM29 140V141H30ZM77 139H76V141H78ZM86 141H87V139H85ZM114 140V139H113ZM115 140H117L118 141V139H115ZM159 140V139H158ZM157 140V141H158ZM75 141V142H76ZM110 141H111V139H110ZM136 141H138V140H136ZM26 142V141H25ZM43 142V141H42ZM41 142V143H42ZM113 142V141H112ZM116 142V141H115ZM119 142V141H118ZM140 141H138V143H139ZM154 142H151V144H149L150 145V147L149 148H151V150L150 149H146L145 151L147 152V153H145V156H149V154H150V156H152V158H161V156L160 157H158L156 154V149H155V147H156V145L157 144H155ZM165 142V141H164ZM168 142V141H167ZM166 142V143H167ZM84 143H86V146L83 148V146H82V144L84 145ZM104 143V144H105ZM137 143V142H136ZM137 143V144H138ZM160 143V142H159ZM163 143V142H162ZM162 143H160V144H162ZM211 143V145H216L215 143L214 144H212V142H210ZM217 143V144H218ZM221 143V145H223ZM225 143V144H226ZM94 144V145H93ZM103 144V145H104ZM118 145V143H114V145ZM73 145V144H72ZM164 145V144H163ZM36 146H38L37 147V149L40 151V152H44L45 153V156H43L42 158H34V159H32V158H25V159H31V162H24V161H22V162H20L19 160H21L22 158H20V159H12V158H9V160H6V161H10V159L11 160H13V162L12 161H10V162H7V164L5 165L6 166V168H8V165H10V164H12V166H10L9 168L10 169H12V167H14V166H17L14 170H13V172L12 171H10V169H8L9 171H10V173L12 172V174L14 175V178L16 177V179H18L17 177H19V178H21L22 177V174L24 173V172H30V175L32 174V176L33 175H35V177H37V179L39 180V183L41 182V181H43V180H41L42 178L44 179V176H41V175H45L46 173V171H49V172H51V170H49L48 168H46V167H48V166H46L45 168L44 167H42V163H55V162H58V161H61V158H54V156L56 155V153H57V155H58V153L60 154L64 149H63V147L61 146L60 148H62V149H60L58 146L56 147V148H53L52 147V149H50V148H46V147H44L43 145H41V144H39V145H36ZM82 146V147H81ZM234 146H236V144L234 145ZM49 147V146H48ZM112 147V146H111ZM110 147V148H111ZM119 147V146H118ZM117 147V149H119ZM167 147V146H166ZM81 148V149H80ZM114 148V147H113ZM232 148H234L233 146H232ZM237 148V147H236ZM1 149V148H0ZM133 149V148H132ZM145 149V148H144ZM211 150H212V148H210ZM210 149H209V151H210ZM226 149V148H225ZM241 149V148H240ZM59 150H60V152H59ZM81 150H82V152H81ZM102 150H104V149H102ZM114 151H116L115 150V148L113 149ZM136 149H133L132 151H134L133 152V154H132V157H131V159L132 158H139V157H141V153L140 152H138V150L137 151H135ZM158 150L160 151V153L161 154H164L165 152L163 151V147H161V145L160 146H158ZM157 150V151H158ZM73 151V150H72ZM84 151V152H83ZM100 151V150H99ZM106 151H108V149L106 150ZM132 151H130V152H132ZM241 151H242V149H241ZM243 151H245V150H243ZM109 153H108V156H109V154H111L110 153V151H108ZM111 152H112V150H111ZM232 152V151H231ZM239 152V151H238ZM75 153H73V154H75ZM112 153H114V152H112ZM244 153V152H243ZM100 154V153H99ZM98 154V155H99ZM131 154V153H130ZM129 154V155H130ZM227 154H229V153H227ZM235 154V153H234ZM239 154V153H238ZM245 154H246V152H245ZM103 155V154H102ZM105 155V154H104ZM103 155V156H104ZM240 155V154H239ZM76 156V157H77ZM86 156V157H87ZM97 156V157H96ZM116 156V155H115ZM163 156V155H162ZM166 156V157H167ZM242 156H246V155H242ZM2 157V156H1ZM5 157V156H4ZM4 157H2L1 159H0V164H2L1 166H3L4 167V164L6 163H4ZM73 157H74V155H73ZM111 156H109V159H111L110 158ZM7 158H8V156H7ZM104 158V157H103ZM115 158V157H114ZM118 158H120V157H118ZM165 158V157H164ZM228 158H229V155H228ZM64 159V158H63ZM107 159V161H108V157L106 158ZM113 159V158H112ZM111 159V160H112ZM116 159V158H115ZM240 159V158H239ZM15 160V161H14ZM111 160H109L110 162H111ZM116 160H119V159H116ZM116 160H113L114 161V165H116ZM133 160V159H132ZM136 160V159H135ZM160 160V159H159ZM162 160V159H161ZM231 160V159H230ZM30 161V160H29ZM131 161V160H130ZM231 161H233V160H231ZM247 161H249V158H248V160ZM3 162V163H2ZM78 162H85L86 164L84 165V166H81V165H79L78 166V164H80V163H78ZM103 162V161H102ZM105 162V161H104ZM129 162V161H128ZM127 162V163H128ZM133 162H134V160H133ZM17 163V164H16ZM19 163H20V165H19ZM74 163L76 164V163H78L77 164V166H75L74 165ZM101 163V162H100ZM106 163V162H105ZM112 163H109V165L110 164H112ZM136 163V162H135ZM230 163V162H229ZM236 162H234L233 161V163H231V164H229V168H234V170H235V168H236V164H235ZM250 163V162H249ZM248 163V164H249ZM251 163H253L252 161H251ZM14 164V165H13ZM104 164V163H103ZM131 164V163H130ZM134 164V163H133ZM155 165H157V167L158 166H162L161 165V161H158V162H156L155 161V163H154ZM233 164V165H232ZM105 165H107V164H105ZM64 166H66V165H64ZM135 166V165H134ZM163 166H164V168H167L166 167V164H163ZM162 166V167H163ZM238 166V165H237ZM247 166V165H246ZM254 166V165H253ZM3 167H0V168H3ZM108 167V166H107ZM156 167V166H155ZM244 167V166H243ZM243 167H242V169H243ZM248 167V166H247ZM103 168H104V166H103ZM136 168V167H135ZM163 168V169H164ZM228 168V169H229ZM239 168V167H238ZM241 168V167H240ZM239 168V169H240ZM4 169V168H3ZM106 169V168H105ZM116 168L114 167V170H115ZM228 169H227V173H228ZM242 169H241V171H242ZM251 169V168H250ZM255 169V168H254ZM56 169H54V171H55ZM171 170H172V168H171ZM179 170V169H178ZM178 170H176V171H172V173L171 174H173V176H175V177H181V174H180V172H181V170L182 169H180V171H178ZM183 170V171H184ZM231 170V169H230ZM244 170V169H243ZM257 170V169H256ZM256 170H254V171H256ZM111 171L113 172V170L111 169ZM116 171V170H115ZM249 171V170H248ZM252 171H253V169H252ZM0 172H1V170H0ZM232 172V171H231ZM236 172H238V170H236ZM245 172H247V171H245ZM61 173V172H60ZM229 173H230V171H229ZM240 173V172H239ZM231 174V173H230ZM233 174H235L234 172H233ZM2 175V174H1ZM36 175H38V176H36ZM111 175H112V173H111ZM110 175V176H111ZM183 175V174H182ZM232 175V174H231ZM240 175V174H239ZM242 175H244V174H242ZM242 175H241V178H242ZM40 176V177H39ZM47 176V175H46ZM92 176V175H91ZM112 176H116V174L115 175H112ZM235 176H237V174L235 175ZM234 176V177H235ZM34 177V178H35ZM39 177V178H38ZM239 177V176H238ZM237 177V178H238ZM41 178V179H40ZM46 178V177H45ZM58 178V177H57ZM112 178V177H111ZM114 179H115V181H116V178L115 177H113ZM112 178V179H113ZM245 179L247 178V177H244ZM1 180H2V178H0ZM37 180V181H38ZM58 180H59V178H58ZM135 180V179H134ZM238 180V179H237ZM113 181V180H112ZM239 181H240V183H242V180L239 178ZM244 181V180H243ZM247 181V180H246ZM59 183V184H60ZM113 183H114V181H113ZM116 183V182H115ZM41 185H42V182L40 183ZM45 184V183H44ZM16 185H18V184H16ZM57 185V184H56ZM116 185H117V183H116ZM242 185V184H241ZM0 187H1V183H0ZM6 187V186H5ZM115 187V185L113 186V188ZM88 188V189H87ZM91 189V188H90ZM92 191V190H91ZM195 192V191H194ZM193 192V195L195 194ZM244 193V192H243ZM193 195H192V197H193ZM93 196V197H92ZM110 197H107L106 198V201H108V199H109ZM190 198V197H189ZM195 197H193V199H194ZM196 198H195V201H196ZM95 199V198H94ZM97 199V198H96ZM190 199H192V198H190ZM95 202L97 201V200H94ZM189 201H191V200H189ZM198 201V200H197ZM65 202H67V200H66V198H65ZM64 202V203H65ZM72 202V201H71ZM105 204H107V203H109V201L106 203V202H104ZM190 203H192V202H190ZM197 203V202H196ZM199 203V202H198ZM193 204V203H192ZM191 204V205H192ZM104 205V204H103ZM181 205V204H180ZM99 206V205H98ZM107 206H109V204L107 205ZM193 206H196V205H194L193 204ZM104 207V206H103ZM105 207H106V205H105ZM98 208V207H97ZM102 208V207H101ZM182 208V209H183ZM99 209H100V207H99ZM106 209H107V207H106ZM105 209V210H106ZM111 209V208H110ZM232 209V208H231ZM231 209H227L226 210V213H227V211H229L230 210V212H232L231 211ZM235 208H233V210H234ZM218 211H217V213H215L214 215V220H212L213 221V223H212V229H211V233L208 231L209 230V228L208 229H206V231L207 232H209L208 234H209V236L211 235V237L210 238H212V244H213V246L217 249L218 247H220V246H222V243L224 242V239H223V234L224 233H226L227 235H228V232H229V230L228 231H226V232H224V230H226L225 228H227V227H229L230 229H232L231 231L234 233V235L235 236H237V234H238V232L240 233V230L242 231V230H244L245 228L243 227V228H239V227H242V225H239V226H236V227H234V225L232 224V223H230V221L232 220H229L228 219V217L230 216H228V215H226V216H228L227 218H226V216H224V215H222V213H221V211L222 210H220L219 211V209H217ZM237 210V209H236ZM239 210V209H238ZM103 211V210H102ZM196 211V210H195ZM95 212V211H94ZM105 212V211H104ZM110 212V211H109ZM97 213H95V214H97ZM110 213H112V211L110 212ZM233 213V212H232ZM234 213H236V212H234ZM117 214V213H116ZM225 214V213H224ZM228 214V213H227ZM106 215H107V218H108V213H106ZM234 215V214H233ZM232 215V216H233ZM236 215V214H235ZM91 216H93V214H91ZM95 216V215H94ZM98 216V215H97ZM114 216L115 215H113V217L112 216H110L111 218H109V221L113 218L114 219ZM118 216V215H117ZM116 216V219L118 218ZM236 217H238V215L236 216ZM91 218V217H90ZM89 218V219H90ZM97 218V217H96ZM95 218V219H96ZM92 219V218H91ZM221 219V220H220ZM94 220V219H93ZM90 221L91 223H89V226H90V224H92V222H94V221ZM98 219H96V223L98 222V221H100V220H98ZM115 220V219H114ZM191 220V221H192ZM240 221H241V223L244 225V223H245V220L244 219H239ZM88 221V220H87ZM106 221H108V220H106ZM113 221V220H112ZM208 221V220H207ZM206 221V222H207ZM95 223V224H96ZM102 223H104V221L102 222ZM106 223V222H105ZM110 224L109 225H107V223L106 224H104V225H101V228H103L102 226H104V228H105V225H106V227H108V229L112 226L111 225V221L109 222ZM67 224V225H66ZM94 224V223H93ZM180 224H182V228H180L179 227V225ZM208 224V223H207ZM209 224H211V223H209ZM97 225H99V227H100V223L98 222V224ZM111 225V226H110ZM34 226V227H33ZM210 226V225H209ZM33 227V228H32ZM88 227V226H87ZM141 227H139V229H140ZM88 229V228H87ZM97 229V228H96ZM110 229H113V228H110ZM203 229H205V228H203ZM27 230V229H26ZM100 230V228H98V230H97V232ZM104 230V229H103ZM103 230H101L100 232H102ZM107 230V229H106ZM105 230V231H106ZM141 230V229H140ZM200 230V231H199ZM22 231H21V233H22ZM231 231H230V233H231ZM28 232V231H27ZM85 233H86V231H84ZM207 232H205V233H207ZM105 233V232H104ZM256 233V232H255ZM259 233V232H258ZM28 234V233H27ZM27 234H25V235H27ZM99 232L97 233V236L99 237ZM100 234H103V233H100ZM207 234V235H208ZM12 235V234H11ZM87 235V234H86ZM258 235V234H257ZM29 236H30V231H29ZM146 236V235H145ZM229 236V235H228ZM260 236V235H259ZM37 237V236H36ZM31 238H33V240H35L34 239V237H30V239ZM170 238V239H171ZM15 240H17V239H15ZM32 240V239H31ZM46 240V239H45ZM83 240H84V238H83ZM19 241V240H18ZM18 241H14L15 242V245H17V243L20 245V243L18 242ZM39 241V240H38ZM86 241V240H85ZM34 242H36V240L34 241ZM83 242V241H82ZM33 243V242H32ZM37 243V242H36ZM39 243H40V241H39ZM38 243V244H39ZM87 244H88V242H86ZM85 244V243H84ZM96 243H94L92 246L94 247V245H95ZM18 245V246H19ZM83 245V244H82ZM86 245V244H85ZM111 245V244H110ZM34 246V245H33ZM212 246V245H211ZM83 247H84V245H83ZM91 247V246H90ZM108 247V246H107ZM199 248V244L196 246V247H194V248ZM29 248H30V246H29ZM29 248L28 247H26V249L24 248V252L22 253L21 252V255H22V259L20 258L21 257V255L19 256V258H20V260H25L24 258H23V256L25 257V255H23V254H26V250L28 249V251H29ZM33 248V247H32ZM32 248H30V252H32ZM35 248V247H34ZM82 248V247H81ZM95 248V247H94ZM94 248H92V249H94ZM112 248V246H110V249ZM14 249H15V247H14ZM16 249H17V246H16ZM15 249V250H16ZM91 249V250H92ZM105 249H107V248H105ZM202 249V248H201ZM95 250V249H94ZM114 250V249H113ZM34 251V250H33ZM14 253H15V251H13ZM115 252V251H114ZM19 253V252H18ZM28 253V252H27ZM105 254V253H104ZM31 255V254H30ZM202 256V255H201ZM11 257H12V255H11ZM16 257H18V256H16ZM16 257H13V259L14 258H16ZM26 257H27V255H26ZM25 257V258H26ZM29 258H30V256H28ZM200 257V256H199ZM215 257V259L219 262L218 264H221L224 260H225V257H222V259L221 258H218V256L216 255V256H214ZM214 257H213V259H214ZM19 258H16L15 260H17L18 262H20L19 261ZM29 258H27V259H29ZM105 258V257H104ZM203 258V257H202ZM2 259V258H1ZM0 259V260H1ZM93 259V263H91V264H98V262L100 263V258L97 256V257H95V258H92ZM108 259H111V258H108ZM107 259V260H108ZM102 260H104V259H102ZM203 260V259H202ZM2 262H3V259L1 260ZM104 261H106V258H105V260ZM109 261V260H108ZM215 261V260H214ZM204 262V260L202 261V263ZM14 263V262H13ZM104 263V262H103ZM108 263V262H107ZM6 264V263H5ZM15 264V263H14ZM17 264V263H16ZM106 264V263H105ZM109 264V263H108Z\"/></svg>",
  "mask_w": 264,
  "mask_h": 264
},
{
  "label": "flooded vegetation",
  "instance_id": "obj_3",
  "mask_svg": "<svg viewBox=\"0 0 264 264\" xmlns=\"http://www.w3.org/2000/svg\"><path fill=\"white\" fill-rule=\"evenodd\" d=\"M0 110H1L0 115L3 116L5 119H7V113L5 112L3 106H0ZM2 121H3V120H2ZM7 123H8V122H4V121H3L2 125L0 126V132H1L0 136L6 134V133L4 132V131H6V128H4V126H5V124H7ZM23 126H24V124H22V123H18V125H16V129H17L18 127H23ZM3 133H5V134H3Z\"/></svg>",
  "mask_w": 264,
  "mask_h": 264
},
{
  "label": "crops",
  "instance_id": "obj_4",
  "mask_svg": "<svg viewBox=\"0 0 264 264\" xmlns=\"http://www.w3.org/2000/svg\"><path fill=\"white\" fill-rule=\"evenodd\" d=\"M73 28V27H72Z\"/></svg>",
  "mask_w": 264,
  "mask_h": 264
}]
</instances>
